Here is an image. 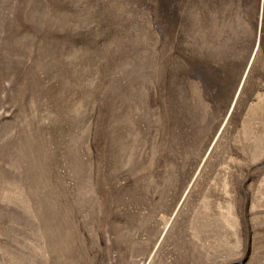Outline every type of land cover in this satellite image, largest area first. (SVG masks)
I'll list each match as a JSON object with an SVG mask.
<instances>
[{
  "label": "rangeland",
  "instance_id": "rangeland-1",
  "mask_svg": "<svg viewBox=\"0 0 264 264\" xmlns=\"http://www.w3.org/2000/svg\"><path fill=\"white\" fill-rule=\"evenodd\" d=\"M0 264H264V0H0Z\"/></svg>",
  "mask_w": 264,
  "mask_h": 264
}]
</instances>
